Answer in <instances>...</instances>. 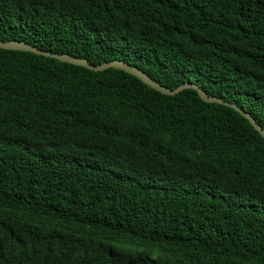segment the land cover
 <instances>
[{"label": "trees", "instance_id": "16d2710c", "mask_svg": "<svg viewBox=\"0 0 264 264\" xmlns=\"http://www.w3.org/2000/svg\"><path fill=\"white\" fill-rule=\"evenodd\" d=\"M0 41L264 128V0H0ZM260 136L194 90L0 49V264H264Z\"/></svg>", "mask_w": 264, "mask_h": 264}, {"label": "water", "instance_id": "95a60500", "mask_svg": "<svg viewBox=\"0 0 264 264\" xmlns=\"http://www.w3.org/2000/svg\"><path fill=\"white\" fill-rule=\"evenodd\" d=\"M0 49L28 52V53H32L38 56L55 59L62 63H66V64L78 66V67H83L92 72H103L108 69L121 70V71H124L138 78L140 81H142L144 84H146L153 90L160 92L161 94L166 95V96H175L185 90H194L197 92L199 97L206 103L219 104V105L235 110L243 118L249 121L252 127L261 135L260 137L264 139V128L257 122V120L250 113H248L247 111H245L243 108H241L235 103H231L222 98L209 95L198 84L184 83L180 85L179 87L172 89V88L161 85L160 83L155 81L152 77L147 75L144 71H142L138 67L128 64V62L126 63L120 60H114V61L107 62V63L96 66V65L91 64L86 59L76 58L68 54L52 53V52L37 48L34 45H31L24 41H0Z\"/></svg>", "mask_w": 264, "mask_h": 264}]
</instances>
